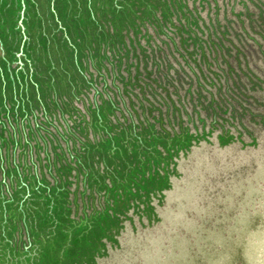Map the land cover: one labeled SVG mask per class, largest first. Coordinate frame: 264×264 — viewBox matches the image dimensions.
Wrapping results in <instances>:
<instances>
[{"label":"rangeland","instance_id":"374dc122","mask_svg":"<svg viewBox=\"0 0 264 264\" xmlns=\"http://www.w3.org/2000/svg\"><path fill=\"white\" fill-rule=\"evenodd\" d=\"M18 1L0 264H264V0Z\"/></svg>","mask_w":264,"mask_h":264},{"label":"trees","instance_id":"16d2710c","mask_svg":"<svg viewBox=\"0 0 264 264\" xmlns=\"http://www.w3.org/2000/svg\"><path fill=\"white\" fill-rule=\"evenodd\" d=\"M18 2L16 5V12L15 13H17V15H19V19L12 22V25L14 27L16 25L14 23H20V21H21L23 28L26 30V29H28V25H29L28 22H26V17H28V11L26 10V8L28 6V0H20L19 5H18ZM61 43H62V45H64V38H62ZM20 45L21 46L23 45V39H22ZM67 58H68V56H67ZM68 60H69V58H68ZM38 81L39 80H38V77L36 76V71L33 70L32 77H31V83L33 84L35 89H39L38 87H39V85H41Z\"/></svg>","mask_w":264,"mask_h":264}]
</instances>
